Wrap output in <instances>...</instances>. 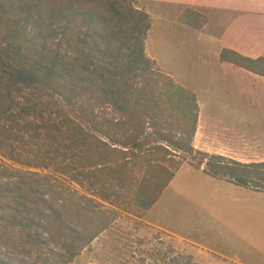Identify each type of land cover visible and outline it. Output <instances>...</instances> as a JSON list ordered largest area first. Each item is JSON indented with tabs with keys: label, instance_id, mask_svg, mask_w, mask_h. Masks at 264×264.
<instances>
[{
	"label": "trees",
	"instance_id": "16d2710c",
	"mask_svg": "<svg viewBox=\"0 0 264 264\" xmlns=\"http://www.w3.org/2000/svg\"><path fill=\"white\" fill-rule=\"evenodd\" d=\"M150 28L134 0H0V158L20 167L0 163V264L73 263L116 221L106 205L150 209L183 162L264 192V162L194 148L196 94L146 55ZM220 60L264 77V56Z\"/></svg>",
	"mask_w": 264,
	"mask_h": 264
},
{
	"label": "rangeland",
	"instance_id": "374dc122",
	"mask_svg": "<svg viewBox=\"0 0 264 264\" xmlns=\"http://www.w3.org/2000/svg\"><path fill=\"white\" fill-rule=\"evenodd\" d=\"M134 1L151 18L145 52L156 68L177 85L195 92L204 113L213 110L234 113L238 123L235 128L253 133L256 125L258 135L264 134V78L220 60L225 48L253 59L264 56V16L236 12L247 8L261 11L264 0H217L212 7L184 4L181 0ZM66 110L86 127L68 107ZM154 141L149 138L148 143L153 145ZM177 160L178 157L174 159ZM0 161L20 168L1 158ZM169 166L173 169L172 163ZM30 170L50 174L62 187L86 194L52 170ZM106 206L116 210V221L71 264H232L148 226L142 219L145 211L137 209L128 199L119 200L115 208ZM186 226L181 222L177 232L200 243L209 242L199 223L189 224L188 230ZM262 236L258 238L256 258L251 264H264V233ZM40 254L44 257V250Z\"/></svg>",
	"mask_w": 264,
	"mask_h": 264
},
{
	"label": "crops",
	"instance_id": "0c3cea01",
	"mask_svg": "<svg viewBox=\"0 0 264 264\" xmlns=\"http://www.w3.org/2000/svg\"><path fill=\"white\" fill-rule=\"evenodd\" d=\"M181 2L204 7L217 5V0ZM263 10L247 8L236 12L264 16ZM197 102L199 115L193 139L195 149L245 164L264 162V134L258 135L256 125L253 133L238 130L235 128L238 127L236 114L222 110L204 113L198 97ZM142 219L148 226L190 242L224 261L251 264L256 258L258 238L264 233V192L214 179L202 170L183 164L158 201L143 213ZM181 222L187 224V230L189 224L199 223L209 242L200 243L179 234L176 229Z\"/></svg>",
	"mask_w": 264,
	"mask_h": 264
}]
</instances>
